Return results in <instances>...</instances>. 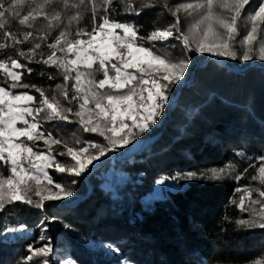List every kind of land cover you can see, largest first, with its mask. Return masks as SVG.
Masks as SVG:
<instances>
[{
    "label": "trees",
    "instance_id": "16d2710c",
    "mask_svg": "<svg viewBox=\"0 0 264 264\" xmlns=\"http://www.w3.org/2000/svg\"><path fill=\"white\" fill-rule=\"evenodd\" d=\"M42 2L35 0L29 5L26 0L21 16L29 6ZM93 2L99 5L101 0H85L87 7L81 6L82 18L79 24H73V34L77 27L91 30ZM128 2L139 8L141 3L153 0H124L123 3L113 0L109 13L113 22L135 26L138 43L156 53L172 60L187 57L191 61L185 78L173 84L167 93L168 97L178 95L176 102L172 108L164 106L157 123L147 132L137 134L130 144L118 148L123 150L137 140L150 141L127 160L126 168L114 156L96 167L88 180L81 175L49 170L56 183L72 190V196L45 202L42 209L20 202L7 205L0 212V264H24L28 245L38 247L41 234L52 243V264L64 258L77 264H120L122 261L129 264H256L259 261L264 264V229L237 224L240 219L251 218L253 207L259 208L250 203L245 190L252 191L253 200L259 199L256 189L264 190V184L252 179L258 175L257 169L262 163L258 157L264 156V61L258 57L250 61L229 57L239 70L230 69L213 58L207 59L208 52L186 50L182 40L147 39L152 31L175 23L164 7L165 2L174 10L176 6L204 0H154V6L141 9L140 15L125 11ZM69 3L78 4L79 0H69ZM53 9L61 12L66 23L69 13L63 9V0H55L45 10L51 13ZM75 11L71 10L73 14ZM101 14L102 9L98 7L95 23L100 22ZM178 15L180 30L190 37L194 48L192 15L183 10ZM238 27L240 35L234 47L239 55L242 52L239 41L250 27L246 29L242 22H238ZM4 31L17 35L33 31L34 37L47 35L46 42L50 43L59 30L48 34L47 21L38 17L31 29L19 25L18 19L10 20L5 29H0V43H10L4 40ZM35 42L41 41L30 39L16 48L27 51ZM41 43L38 52L46 56L49 50L45 42ZM6 55L18 58L12 48L0 50V58ZM252 63L255 64L251 66ZM28 66L33 72L28 75L25 71L22 83L35 84L50 97L58 96L54 90L63 77L56 69L42 63ZM48 75L55 79L49 80ZM102 78V73L96 74L97 80ZM188 80L190 83L182 84ZM0 86H5L3 73H0ZM12 91L14 94L28 91L39 96L33 89ZM58 98L67 106L62 97ZM70 120L71 123L43 122L45 133L51 132L54 138L63 141L51 146L53 154L66 151L65 143L77 149L87 147L89 142L107 144L98 134L84 132L77 118L70 116ZM144 143H139V148ZM34 150L47 152L48 146L41 140ZM57 159L67 166L72 163L67 155ZM220 169L225 172L214 176L213 172ZM190 173L195 175L186 178ZM8 174L0 166V175ZM242 197L245 210L240 207ZM44 227L46 233L42 232ZM8 228L22 231L9 233ZM88 242L107 244L115 252L106 255L90 250L86 246Z\"/></svg>",
    "mask_w": 264,
    "mask_h": 264
},
{
    "label": "snow or ice",
    "instance_id": "6c2138e0",
    "mask_svg": "<svg viewBox=\"0 0 264 264\" xmlns=\"http://www.w3.org/2000/svg\"><path fill=\"white\" fill-rule=\"evenodd\" d=\"M27 2L31 5L35 0ZM54 2L43 0L35 7L29 6L27 13L21 16L20 10L26 0H11L7 4L0 0V29H5L10 20L17 19L19 25L31 29L37 18L43 17L47 21L48 34L59 30L50 43L46 42L47 35L34 37L33 31H24L20 35L12 31L2 33L4 40L10 43H0V50L12 48L18 58L11 55L0 58V73H3L5 85L0 86V166L9 173L0 175V212L5 211L7 205L17 202L42 209L45 202L72 196V190L56 183L48 170L78 177L93 161L109 151L127 146L137 134L147 132L151 125L157 123V117L168 103L167 93L171 86L185 78L191 63L187 57L172 60L138 43L135 26L113 22L109 18L113 0H101L99 5L93 2L90 9L93 21L91 30L77 27L74 34L71 28L74 23L79 24L81 6L87 7L85 0H79L78 4L63 0V9L69 13L66 23L60 11L53 9L50 13L45 10ZM153 6L154 0L141 3L139 8L128 2L125 11L140 15L141 9ZM98 7L102 9V14L97 24ZM164 7L175 18V23L152 31L148 40L167 42L175 38L182 40L186 50L211 52L233 60L250 61L258 57L264 61V0H204L203 3L179 5L174 10L165 2ZM72 9L76 10L74 14ZM181 10L199 17L193 24V33L201 38L195 41L194 48L190 37L180 30L178 14ZM238 22H242L246 29L250 27L239 41L242 49L239 55L234 47L240 35ZM30 39L45 42L49 50L47 55L38 52L42 47L41 42H35L27 51L16 48ZM19 58L27 63H21ZM31 63L54 68L63 77L62 83L57 84L54 91L67 102V106L57 95L50 97L35 84L22 83L25 71L28 75L33 72L28 66ZM97 73H102L103 78L97 80ZM47 78L55 79L53 75ZM17 88L33 89L39 96L28 91L14 94L12 90ZM70 116L77 118L84 132L98 134L107 144L89 142L87 147L77 149L65 143L66 151L53 154L51 146L60 145L63 141L54 138L51 132L45 133L43 122L71 123ZM128 120L131 125L127 123ZM41 140L48 146L47 152L34 150ZM65 155L71 158V166L57 159V156ZM258 159L262 163L257 169L258 175L252 179L264 184V156ZM223 172L224 169L216 170L213 175L218 176ZM194 175L190 173L186 178ZM236 178L240 179L239 176ZM256 191L259 199L253 200L252 191L245 190L250 203L259 205V208H252L250 219L237 221L239 226L264 229V190L258 188ZM240 207L245 210L244 197L241 198ZM18 231L22 229H7L9 233ZM42 232L46 233L47 228H42ZM37 243L38 247L28 245L24 264H52L50 257L54 249L50 238L41 234ZM57 264H76V261L64 258Z\"/></svg>",
    "mask_w": 264,
    "mask_h": 264
},
{
    "label": "rangeland",
    "instance_id": "374dc122",
    "mask_svg": "<svg viewBox=\"0 0 264 264\" xmlns=\"http://www.w3.org/2000/svg\"><path fill=\"white\" fill-rule=\"evenodd\" d=\"M194 4H196V3H194ZM198 18L199 17L196 16L195 14L192 15V21H191L192 33H193V24L195 23V20ZM202 28H203V25H201V29ZM194 36H196L195 37L196 40L201 38L196 34H194ZM210 58L217 60L219 63L226 65L230 69H232V68L237 69L234 66L233 61L227 56L214 55L213 53L208 52L207 59H210ZM252 64H255V63H252ZM185 83H190V80L184 81L182 84H185ZM126 91H127V89H126ZM137 91H139V89H137ZM174 102H175V97H169L168 103L165 105H167L171 108ZM142 114H143V112H142ZM130 122H131L130 120L127 121V123L129 125H130ZM144 142H146V143H144ZM139 143H144V145L139 148ZM149 143H150L149 140H137L131 146L126 147L123 150H120L117 148L116 150L109 151V152H107V154L105 156L101 157L99 160L93 161V163L88 166V169L84 173H82L81 176L86 177L92 170H94L96 167H98L104 160H106L107 158H112L114 156H117V158L121 159L122 160L121 166L123 168L124 167L126 168L127 167V160H131L134 154L139 153L143 148H145L147 145H149ZM69 166H71V165H69ZM49 170H52V169H49ZM56 173H59V172H56ZM49 174H50V172H49ZM86 246L90 250L105 252L106 255H112L115 252L112 248H110L107 244H104V243H100V244L96 243L95 244L92 242H88V243H86ZM120 264H129V263L122 261Z\"/></svg>",
    "mask_w": 264,
    "mask_h": 264
},
{
    "label": "water",
    "instance_id": "95a60500",
    "mask_svg": "<svg viewBox=\"0 0 264 264\" xmlns=\"http://www.w3.org/2000/svg\"><path fill=\"white\" fill-rule=\"evenodd\" d=\"M253 65H254V64H251V66H253ZM251 66H250V67H251ZM237 70H239V69H237ZM240 71H241V70H240ZM177 97H178V95L175 96V102H176ZM175 102L173 103V105L175 104ZM173 105H172V107H173ZM172 107H171V108H172ZM92 171H93V170H92ZM92 171H91V172L85 177L86 180H88V178H89L90 174L92 173ZM89 191H90V189H89Z\"/></svg>",
    "mask_w": 264,
    "mask_h": 264
}]
</instances>
